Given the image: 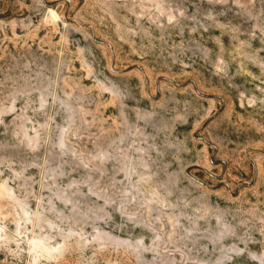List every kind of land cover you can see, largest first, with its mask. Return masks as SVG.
Returning <instances> with one entry per match:
<instances>
[{
  "label": "rangeland",
  "instance_id": "rangeland-1",
  "mask_svg": "<svg viewBox=\"0 0 264 264\" xmlns=\"http://www.w3.org/2000/svg\"><path fill=\"white\" fill-rule=\"evenodd\" d=\"M0 264H264V0H0Z\"/></svg>",
  "mask_w": 264,
  "mask_h": 264
}]
</instances>
